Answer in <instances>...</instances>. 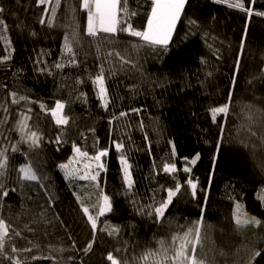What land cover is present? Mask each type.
Returning a JSON list of instances; mask_svg holds the SVG:
<instances>
[{"label":"trees","instance_id":"trees-1","mask_svg":"<svg viewBox=\"0 0 264 264\" xmlns=\"http://www.w3.org/2000/svg\"><path fill=\"white\" fill-rule=\"evenodd\" d=\"M127 2L137 13L132 24L142 30L151 1ZM242 2L243 12L214 0H186L169 44L149 46L125 32L88 37L79 0H61L51 27L37 0H0V148H8L10 161L0 177L8 192L0 194V219L20 233L11 236L8 255L14 246L21 250L22 264H110L106 255L111 252L128 264H144L140 257L158 248V241L171 243L198 220L204 235L198 252L207 264H245L253 250H264V15L256 14L264 12V0ZM74 29L77 62L72 64L62 49L65 35ZM57 63L65 67L57 69ZM101 68L107 108L91 82ZM13 93L27 100L13 103ZM57 100L65 104L67 125L57 126L50 112L41 110V104L54 108ZM224 103L229 113L214 121L211 109ZM22 114L31 117L28 124L42 139L38 148L20 143L13 152ZM116 143L124 145L122 152ZM73 144L89 155L108 150L98 188L64 179L58 165L73 155ZM217 144H222L218 152ZM121 154L131 165V191L123 184ZM196 154L200 159L193 166L188 161ZM26 163L46 179H19V167ZM164 163H175L177 172L164 173ZM185 166L191 173L183 172ZM188 178L197 182L195 198ZM177 182L181 191L159 222L141 213ZM101 191L112 211L99 217L93 234L81 202L96 214L92 205ZM236 203L261 225L237 228ZM112 228L119 232L109 235ZM89 243L92 248L85 252ZM0 264L10 261L0 257ZM254 264H264V252Z\"/></svg>","mask_w":264,"mask_h":264},{"label":"snow or ice","instance_id":"snow-or-ice-1","mask_svg":"<svg viewBox=\"0 0 264 264\" xmlns=\"http://www.w3.org/2000/svg\"><path fill=\"white\" fill-rule=\"evenodd\" d=\"M61 0H37V6H45L43 11L48 16L47 24L49 27L53 26V22L57 16V9L60 6ZM216 3H226L229 8H234L240 11H245V3L242 0H214ZM186 0H151V10L147 14L146 26L142 30H137L131 22V17L137 13L130 11L127 0H79L80 9L86 12V29L85 34L96 39L99 34H108L110 36L116 35L118 32H125L131 37L139 38L144 44L149 46H167L172 38L173 31L176 27V23L179 20L182 11L184 10ZM3 9H0L2 12ZM75 11V9H73ZM247 14L252 15V8L247 9ZM257 15H264V12H258ZM3 20H0V24H3ZM41 24L45 23L42 18ZM77 39V32L74 29L71 36L65 35L62 52L70 56V63L75 64V52L73 43ZM246 34L240 44V54L236 60L237 70L240 65V57L243 56L245 48ZM10 59L9 55L3 57L6 61ZM3 62V61H0ZM57 69L65 67L63 63H57L55 65ZM104 70L91 78V82L95 88L97 99L100 101L102 107L108 106V89L105 85ZM79 83V81H78ZM13 103H18L19 100H27L26 97L20 96L16 98V94L13 93ZM231 100V95H229ZM42 111H49L52 119L57 126L67 125L69 120L64 114L65 104L57 100L55 107L52 109H45L43 104L40 105ZM28 112L31 109L27 110ZM229 113V103H224L222 106L213 107L211 109L212 118L215 121L217 115ZM121 116H125V113L121 112ZM31 117L28 115H21V119L17 121L16 130L20 134V141L17 144L11 146V151H19L18 145L20 143H26L29 149L38 148L42 139L41 135L34 130H31L28 120ZM251 118V117H249ZM223 131V129H222ZM252 135H256L253 131ZM57 143L60 142V137H57ZM264 143V139L261 141ZM171 143V142H169ZM247 146V145H246ZM117 152H122L124 145L122 143H116ZM222 144H217V152L221 149ZM73 155L68 159L66 163H61L58 167L64 174V179L73 181H87L91 186L99 187L98 178L100 173L106 170V165L102 158L107 157L109 152L107 149H100L95 152L94 155H89L88 152L82 151L80 147L73 144ZM8 148H0V177H3L9 168V157L7 155ZM172 156H176V149L173 146ZM200 159L199 154H196L195 158L188 161L191 165L195 166ZM119 164L122 172V179L125 188L131 191L133 188V177L131 172V165L127 157L123 154L119 156ZM261 170L264 171V163L261 164ZM192 168L185 166L183 172L191 173ZM163 172L166 174H173L177 172V166L175 163H164ZM19 179L23 181H38L46 179V177L38 175L37 170L30 164H23L19 167ZM185 183L191 190L193 198L197 195V182L191 178H188ZM166 191V197H161L159 201L153 197V204H149L140 209L142 214L148 216H154L155 220L159 222L164 216L169 206L173 203L174 197L181 191V184L176 183L175 187H168L163 189ZM0 194L7 196L8 192L3 191V185L0 184ZM264 200V196L260 197ZM80 201V197H77ZM94 209H97L96 214L90 213V208L85 206L81 202V211L87 218L88 224L91 226L93 234L97 231V221L99 217L104 216L106 213L112 211V202L107 195H104L101 191L97 201L92 205ZM233 221L237 228L244 227H258L261 225V220L255 216H249L246 212L242 211V205L240 203L235 204V210L233 212ZM118 233V228H112L108 233ZM19 236L20 233L16 232L10 224L6 223L4 219H0V257H6L9 259L10 264H22L21 260L17 258V255L21 251L16 247L11 248L12 255H8L6 249L12 235ZM204 235L202 233V220H198L193 226L188 227L182 234L178 233L172 237L171 243L164 240L158 241L159 247L152 250H147L140 259L144 261V264H207L206 259L201 258L198 249L203 247ZM92 248V243H89L84 249L85 252ZM23 251H31V249H24ZM264 250L255 249L252 251L250 257L245 261V264H254L257 257L262 256ZM50 258V257H49ZM32 259H36L35 256ZM106 259L110 264H128L127 260H118L114 257L113 253H108ZM23 264H27L26 261Z\"/></svg>","mask_w":264,"mask_h":264},{"label":"rangeland","instance_id":"rangeland-1","mask_svg":"<svg viewBox=\"0 0 264 264\" xmlns=\"http://www.w3.org/2000/svg\"><path fill=\"white\" fill-rule=\"evenodd\" d=\"M151 1V0H150ZM55 107V106H54ZM76 182V181H75ZM86 183H88L87 181H85Z\"/></svg>","mask_w":264,"mask_h":264}]
</instances>
